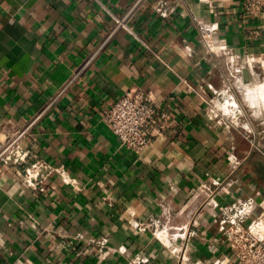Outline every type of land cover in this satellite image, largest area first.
<instances>
[{"label":"crops","instance_id":"obj_1","mask_svg":"<svg viewBox=\"0 0 264 264\" xmlns=\"http://www.w3.org/2000/svg\"><path fill=\"white\" fill-rule=\"evenodd\" d=\"M135 1L0 0V137L37 118L27 161L0 163V264H213L233 204L263 202L264 20L241 0H167L166 17L149 0L135 35L116 28ZM227 84L230 125L208 104ZM137 87L172 115L140 153L103 120Z\"/></svg>","mask_w":264,"mask_h":264},{"label":"built area","instance_id":"obj_2","mask_svg":"<svg viewBox=\"0 0 264 264\" xmlns=\"http://www.w3.org/2000/svg\"><path fill=\"white\" fill-rule=\"evenodd\" d=\"M148 1L136 0L124 17L117 18L116 28L123 27L136 35L134 28L130 25V20L137 12L146 7ZM241 5L245 14L264 20V0H241ZM155 8L161 17H166L171 13L167 0H158ZM256 34L257 32H252V35ZM207 44L209 50L214 49L212 44L209 42ZM84 67L65 84L45 110H48L69 88L70 84L79 78ZM208 104L212 108L211 110L219 115V119L225 120L229 125L233 121L230 118L227 119L228 114L234 115V119L244 114L243 105L232 84H227L218 90L208 100ZM36 119L10 136L4 139L0 137V163L27 161L30 151L23 145V140ZM103 120L124 147L140 153L171 124L172 115L152 92L137 87L128 89L110 108L105 110ZM37 167V164H34L31 169L25 172V180L30 185H39L43 181L35 174ZM215 204L218 205L216 201ZM232 208L231 217L221 221L229 250L225 255L216 259L213 264H264V200L259 204L256 198H248L233 204ZM258 209H260L259 213L247 221L249 215ZM188 259L189 257L183 251L180 261L184 262Z\"/></svg>","mask_w":264,"mask_h":264},{"label":"water","instance_id":"obj_3","mask_svg":"<svg viewBox=\"0 0 264 264\" xmlns=\"http://www.w3.org/2000/svg\"><path fill=\"white\" fill-rule=\"evenodd\" d=\"M259 210H260V209H258V210L256 211V213H259Z\"/></svg>","mask_w":264,"mask_h":264}]
</instances>
